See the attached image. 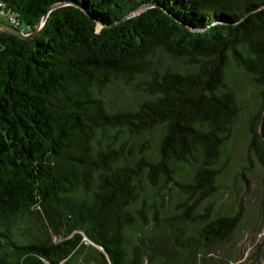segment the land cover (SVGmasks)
Segmentation results:
<instances>
[{"label": "trees", "instance_id": "trees-1", "mask_svg": "<svg viewBox=\"0 0 264 264\" xmlns=\"http://www.w3.org/2000/svg\"><path fill=\"white\" fill-rule=\"evenodd\" d=\"M6 1L26 32L60 6L0 31V264H233L219 185L240 129L264 170V0Z\"/></svg>", "mask_w": 264, "mask_h": 264}, {"label": "rangeland", "instance_id": "rangeland-1", "mask_svg": "<svg viewBox=\"0 0 264 264\" xmlns=\"http://www.w3.org/2000/svg\"><path fill=\"white\" fill-rule=\"evenodd\" d=\"M113 106L131 105L138 96L133 88L117 84L107 90ZM231 148V159L220 179L218 202L233 203L240 209L243 225L236 235V261L233 264H264V211L262 191L264 170L246 151L244 133L235 134Z\"/></svg>", "mask_w": 264, "mask_h": 264}, {"label": "water", "instance_id": "water-1", "mask_svg": "<svg viewBox=\"0 0 264 264\" xmlns=\"http://www.w3.org/2000/svg\"><path fill=\"white\" fill-rule=\"evenodd\" d=\"M63 4H67V3H63ZM62 4V5H63ZM60 5H55L51 8H49V10L47 11V13L44 15V17L42 18V20L40 21V23L37 25V27L31 31V32H26V31H23V30H20L18 28H15V27H12L10 25H8L7 23H5L3 20L0 19V31H4V32H7V33H10L12 35H15L17 37H20L21 39H24V40H31L33 37H35L43 28V26L45 25L46 23V20L49 16V13L56 7H58ZM148 6H145L143 7L142 9H140L139 11L137 12H134L133 14H131L130 16H133V15H136V14H139L140 12L144 11Z\"/></svg>", "mask_w": 264, "mask_h": 264}, {"label": "built area", "instance_id": "built-area-1", "mask_svg": "<svg viewBox=\"0 0 264 264\" xmlns=\"http://www.w3.org/2000/svg\"><path fill=\"white\" fill-rule=\"evenodd\" d=\"M0 19L10 26L24 31L20 16L9 7L6 0H0Z\"/></svg>", "mask_w": 264, "mask_h": 264}]
</instances>
